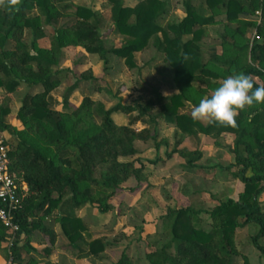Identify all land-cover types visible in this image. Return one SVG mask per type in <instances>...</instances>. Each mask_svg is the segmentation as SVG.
<instances>
[{
    "label": "trees",
    "instance_id": "16d2710c",
    "mask_svg": "<svg viewBox=\"0 0 264 264\" xmlns=\"http://www.w3.org/2000/svg\"><path fill=\"white\" fill-rule=\"evenodd\" d=\"M108 1L112 24L107 32L123 36L120 46L109 49L105 48L106 35L99 31L97 13L71 0H20L18 11L0 7V133L16 135L15 144L5 140L10 171L28 186L17 213L19 231L10 253L7 246L1 248V243L8 241L11 232L0 223V253L11 257L14 264L32 263V257L24 258L21 252L24 247L31 249L22 239L41 228L48 240L42 251L49 255L56 233L43 226L42 219L50 214L59 220L68 241L65 248L75 250L78 258L98 256L106 242L90 237L86 221L76 215V210L86 204L100 213L113 208L112 199L121 184L143 177L140 160H126L138 153L134 141L141 137L155 140L159 122L163 121L196 145L199 134L214 138L231 134L234 158L227 168L243 188L236 199L219 200L208 212L209 229L202 226V209H167L162 216L166 242L146 253L148 262L232 264L233 256L239 253L234 242L236 230L247 225L256 227L251 239L264 254V246L259 243L264 235V104L240 111L235 128L194 121L184 111L186 102L198 104L219 86V80L233 73L243 72L252 77L255 86H264V0H200L198 4L182 0L185 16L165 24L161 23L168 12L165 0H140L132 6L124 5L123 0ZM256 10L260 11L259 21L252 19ZM219 16L224 17L220 52H211L206 58L202 38L207 27L219 22ZM25 29L31 30L29 43L24 41ZM253 29L255 36L249 41L247 33ZM44 37L49 38V47L40 43ZM151 41L173 68L177 93L162 94L138 72L134 88L147 98L133 106L118 102L105 108L92 99L91 89L80 88L82 83L92 81L102 88L101 78L86 69L63 93L64 110L54 108L58 101L53 91L68 72L59 66L65 48L74 46L85 55L102 58L112 53L123 58L128 68L140 70L135 56ZM209 49L213 51L215 46ZM23 85H39L40 90L24 94L17 122L12 124L8 104L11 94ZM79 88L82 100L72 107L70 96ZM117 111L127 116L126 124L113 120L112 114ZM137 122L151 127L145 136L134 128ZM173 151L185 160L189 170L201 157L198 148ZM241 256L243 264H252L245 254ZM116 264H129L127 255L123 253Z\"/></svg>",
    "mask_w": 264,
    "mask_h": 264
},
{
    "label": "rangeland",
    "instance_id": "374dc122",
    "mask_svg": "<svg viewBox=\"0 0 264 264\" xmlns=\"http://www.w3.org/2000/svg\"><path fill=\"white\" fill-rule=\"evenodd\" d=\"M71 1L77 5L89 7L97 13L100 20L99 31L106 35V49L118 47L123 43L122 35L107 32L112 24L108 0ZM138 1L140 0H123V4L132 6ZM165 1L168 4V12L164 20H161L162 24L178 21L185 16L182 0ZM199 1L192 0L195 4ZM259 14L260 11L256 10L252 19L257 20ZM247 18L250 19L251 16ZM223 23L224 17L219 16V22L206 29V34L202 38L206 44L204 54L206 58L211 52H220V34L223 30ZM24 32V41L29 43L32 38L31 30L25 29ZM247 36L251 41L255 36V30L249 31ZM40 43L45 47L50 46L48 37H44ZM211 46H215L213 51L209 49ZM135 59L141 66L140 70L128 68L123 58L112 53L102 58L98 54L85 55L81 49L68 46L59 63V66L67 69L68 72L62 83L53 91L58 101L54 108L64 110L61 107L63 93L86 69H90L94 76L101 78L102 88L98 87L96 81L82 83L80 88L91 89L92 99L103 103L105 108H110L118 102L133 106L137 101L143 102L147 98V96H141L134 88L138 72L145 81L158 87L162 94L171 95L178 92L173 79V68L163 58V54L153 46V41L147 48L139 51ZM120 86L125 87L122 92L118 90ZM80 88L70 96L72 107L78 106L82 100ZM38 90H40L39 85L33 88L23 87L14 92L8 104L10 123L17 122V111L24 94ZM191 108L192 105L186 102L184 111L190 114ZM112 118L117 124L127 123V116L120 111L114 112ZM134 128L136 131H143L142 135L145 136L151 127L137 122ZM0 136L13 144L16 142V135L12 132H1ZM232 140L233 136L228 133L217 138L199 134L196 145L174 126L160 121L156 139L148 138L147 140L142 137L136 139L134 145L138 153L126 158V160L134 158L140 160L143 165V177L141 179L130 178L123 182L112 199L113 208L106 213L98 212L89 204L76 210V215L86 221L90 237H100L106 242L104 250L98 256L78 258L75 250L65 248L68 241L61 230L59 220L49 214L42 219V225L56 233V241L51 247V253L43 254L42 248L48 245V240L42 229L38 228L32 231L30 237L22 239L23 244L27 243L31 247L27 250L26 247L21 249L24 258L32 257L30 264H116L125 253L129 264H150L146 259V253L166 242L163 239L162 216L167 209L186 206L202 209L204 211L200 214L202 226L209 229L211 218L208 212L219 200L227 197L236 199L242 191V182L234 178L227 168L234 158L230 151ZM181 147L198 148L201 151V157L196 161L197 166L192 170L188 169L185 160L178 155V152L173 151ZM169 153L172 154L168 155ZM255 230L256 227L253 225L236 230L234 242L239 253L233 256L232 264H243L241 254H245L252 264H264V254L251 239ZM259 243L264 246V235L259 238ZM6 246L7 242L1 243V248ZM168 251L173 254L172 250ZM0 264L14 263L11 258H5L0 253Z\"/></svg>",
    "mask_w": 264,
    "mask_h": 264
},
{
    "label": "clouds",
    "instance_id": "9594fccd",
    "mask_svg": "<svg viewBox=\"0 0 264 264\" xmlns=\"http://www.w3.org/2000/svg\"><path fill=\"white\" fill-rule=\"evenodd\" d=\"M20 0H0V7L18 11ZM264 104V86H255L250 75L233 73L223 78L209 95L193 105L190 116L194 121L237 127L240 111Z\"/></svg>",
    "mask_w": 264,
    "mask_h": 264
},
{
    "label": "built area",
    "instance_id": "2783aa9c",
    "mask_svg": "<svg viewBox=\"0 0 264 264\" xmlns=\"http://www.w3.org/2000/svg\"><path fill=\"white\" fill-rule=\"evenodd\" d=\"M8 151L9 147L0 136V223L11 232L7 241L8 252L10 253L9 248L19 231L17 213L28 193V186L25 181L10 171Z\"/></svg>",
    "mask_w": 264,
    "mask_h": 264
},
{
    "label": "crops",
    "instance_id": "0c3cea01",
    "mask_svg": "<svg viewBox=\"0 0 264 264\" xmlns=\"http://www.w3.org/2000/svg\"><path fill=\"white\" fill-rule=\"evenodd\" d=\"M23 87H27V86H25V85H23V86H20L17 90H19L20 88H23ZM16 90V91H17ZM30 92V91H29ZM35 92V91H34ZM13 94H14V92L11 94V99H12V97H13Z\"/></svg>",
    "mask_w": 264,
    "mask_h": 264
}]
</instances>
